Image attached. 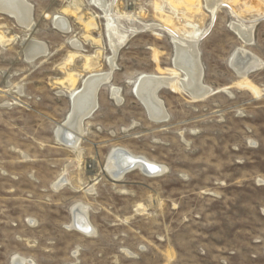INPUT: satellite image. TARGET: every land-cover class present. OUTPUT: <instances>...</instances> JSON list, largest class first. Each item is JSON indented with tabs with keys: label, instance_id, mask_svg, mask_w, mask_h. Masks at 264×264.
<instances>
[{
	"label": "rangeland",
	"instance_id": "obj_1",
	"mask_svg": "<svg viewBox=\"0 0 264 264\" xmlns=\"http://www.w3.org/2000/svg\"><path fill=\"white\" fill-rule=\"evenodd\" d=\"M25 1L28 28L0 12V264L16 255L29 264H264V2L222 0L211 22L199 0L208 16L196 48L210 92L196 100L178 84L161 89L168 116L156 123L133 95L135 81L141 74L183 76L173 67L174 38L159 28L166 24L156 0H102L126 35L112 70L106 13L94 0ZM229 8L253 25L250 43L230 27L237 19ZM186 9L176 5L179 15ZM31 41L46 54L28 60ZM238 48L262 62L244 79L229 63ZM93 57L91 71L113 73L83 122L78 159L55 131ZM111 86L120 90L119 104ZM113 148L164 172L133 170L113 181L104 171ZM71 163L66 182L54 188ZM77 203L88 207L92 237L69 229Z\"/></svg>",
	"mask_w": 264,
	"mask_h": 264
},
{
	"label": "bare ground",
	"instance_id": "obj_2",
	"mask_svg": "<svg viewBox=\"0 0 264 264\" xmlns=\"http://www.w3.org/2000/svg\"><path fill=\"white\" fill-rule=\"evenodd\" d=\"M94 1L98 7L103 10L104 14L106 13V30L113 54V57L108 61L112 70L113 58L121 45L124 44V37L126 35L124 36L117 32L115 26L116 22L105 12L104 1ZM156 1V16L166 24L159 26V28L161 27L174 38L176 54L173 59V67L180 74H183V76L176 74H141L133 85L132 93L144 107L147 117L152 122L159 123L166 120L168 116L164 103L158 98V92L161 89L170 87L172 84H178L190 97L199 100L210 92V88L203 84V68L200 62L198 48H196L199 38L204 34L201 33L202 29L205 30V28L202 27L208 16L202 10L199 0H176V2H174L177 3L176 5L182 4L187 7L183 15H179L176 10V5L173 4L171 0H167V4L175 13L173 17L164 12L165 7L163 8L160 0ZM261 1L264 2V0ZM204 3L206 11L210 14L211 22H213L216 17V11L221 6H224V3L222 0H204ZM110 7L111 6H109V8ZM229 10L237 19V22L232 23L230 27L238 34V37L241 38L243 43H250L253 25L245 26L241 18L237 16L232 9L229 8ZM0 12L13 16L18 24L24 25L27 28L31 25V8L25 0H0ZM262 17L264 18V16ZM54 25L64 33L69 30L66 21L61 17L56 16L54 18ZM153 27L154 25L148 26L147 28L151 29ZM181 29H184V31L181 32ZM72 45L77 51L80 49L78 43H72ZM45 52L46 48L44 45L31 41L26 47L25 57L28 60H32ZM97 59L93 57L87 60L85 70L87 72L89 71V73L84 76L78 88L70 90V111L64 120V124L59 126L55 131V140L68 149L74 150L78 159L81 158L80 135H82L83 132V122L97 110V92L99 87L101 88L102 84L105 85L109 83L111 78V70L107 73L91 71L97 67ZM229 63L234 72L243 79L262 65V62L257 57L243 48H238L234 51ZM73 82H69L70 88L74 85ZM119 91L120 90L114 86L110 88V95L118 104L122 101ZM73 165L74 164L71 163L67 167L65 173L54 185V188H58L62 182H66V173ZM127 166H129V168L131 167L130 169L132 170L130 171L138 170L148 177H155L164 172L162 166L149 161L145 157L135 155L124 148H113L111 150L104 171L113 181H119L124 176V168ZM91 189L92 187L88 189L87 192H90ZM71 216L72 219L69 229L72 228L75 231L91 237L94 235V229L88 220V207L80 203L75 204L71 208ZM31 262L32 261H28V259L17 255L12 258V264H29Z\"/></svg>",
	"mask_w": 264,
	"mask_h": 264
},
{
	"label": "water",
	"instance_id": "obj_3",
	"mask_svg": "<svg viewBox=\"0 0 264 264\" xmlns=\"http://www.w3.org/2000/svg\"><path fill=\"white\" fill-rule=\"evenodd\" d=\"M128 168H129V166H127V167L124 168L125 174L128 173L130 170H132V169H130L131 167H130L129 169H128ZM121 170H123V169H121ZM124 171H123V172H124ZM125 174H124V175H125Z\"/></svg>",
	"mask_w": 264,
	"mask_h": 264
}]
</instances>
